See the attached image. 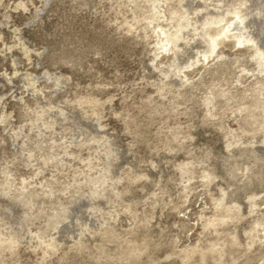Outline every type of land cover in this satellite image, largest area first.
<instances>
[{"label": "clouds", "instance_id": "1", "mask_svg": "<svg viewBox=\"0 0 264 264\" xmlns=\"http://www.w3.org/2000/svg\"><path fill=\"white\" fill-rule=\"evenodd\" d=\"M0 264H264V0H0Z\"/></svg>", "mask_w": 264, "mask_h": 264}, {"label": "rangeland", "instance_id": "2", "mask_svg": "<svg viewBox=\"0 0 264 264\" xmlns=\"http://www.w3.org/2000/svg\"><path fill=\"white\" fill-rule=\"evenodd\" d=\"M107 55H108L109 58L112 57V56H117L121 60H123V57H122V55L120 53V49L119 48H109ZM98 71H101L102 73H104L106 75V72H105V70L103 69L102 66L98 67Z\"/></svg>", "mask_w": 264, "mask_h": 264}]
</instances>
